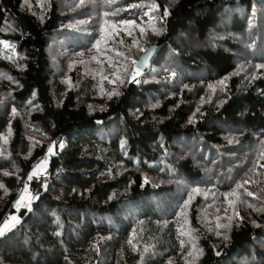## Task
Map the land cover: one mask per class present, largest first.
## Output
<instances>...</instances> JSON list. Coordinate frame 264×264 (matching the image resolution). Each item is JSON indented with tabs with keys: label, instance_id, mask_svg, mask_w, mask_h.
Wrapping results in <instances>:
<instances>
[{
	"label": "trees",
	"instance_id": "obj_1",
	"mask_svg": "<svg viewBox=\"0 0 264 264\" xmlns=\"http://www.w3.org/2000/svg\"><path fill=\"white\" fill-rule=\"evenodd\" d=\"M261 66L264 0H0V264H264Z\"/></svg>",
	"mask_w": 264,
	"mask_h": 264
},
{
	"label": "snow or ice",
	"instance_id": "obj_2",
	"mask_svg": "<svg viewBox=\"0 0 264 264\" xmlns=\"http://www.w3.org/2000/svg\"><path fill=\"white\" fill-rule=\"evenodd\" d=\"M133 7H139V5H133ZM164 16H167L168 15V11L167 9L164 10V13H163ZM125 23H129V22H125ZM143 31V29L141 30ZM156 34L158 35L159 32L157 31ZM97 44H99V41L97 42ZM6 47H14V46H10V45H7L5 44ZM145 51V55L147 56V50H143ZM132 63L135 65L136 64V61L133 60ZM261 67H264V66H261ZM140 75V71L138 68H135L133 70V73L131 74L130 76V82H134L136 81V78L137 76ZM173 76L175 75V73L172 74ZM123 82V81H121ZM187 87V85L185 86ZM197 111H199V109H197ZM13 112H15V109H13ZM192 121H190L191 123ZM60 147H63V145L61 144ZM54 149H55V142L53 143V145H50L48 147V153L49 154H54ZM44 164H45V161H41V163L39 165L36 166V168L34 169V171L29 175L28 179L31 180L33 178L34 175H37L38 174V171H41L43 170V167H44ZM262 167H264V165H262ZM145 183H148V179L145 177ZM247 183V181L245 182ZM238 187H242V185L238 186ZM25 192H27V189H25ZM248 195H253V193L249 192ZM25 199H28V204H24L23 201ZM31 202V198L30 197H26V196H21L20 197V200L17 201V204H16V207L19 208V207H28L29 204ZM10 219L12 221H15V222H18L17 218L15 216H12L10 217ZM14 224H9L8 222H5L3 226H0V235H3L5 233V231L9 230L11 227H13Z\"/></svg>",
	"mask_w": 264,
	"mask_h": 264
},
{
	"label": "rangeland",
	"instance_id": "obj_3",
	"mask_svg": "<svg viewBox=\"0 0 264 264\" xmlns=\"http://www.w3.org/2000/svg\"><path fill=\"white\" fill-rule=\"evenodd\" d=\"M138 69H140V68L138 67ZM42 161H45L43 170L38 171V174L37 175H34V176H36V179L38 180V185L35 188V190L33 191V196H31V200L34 199V198H36V196L39 193V191H41L45 187V182L44 181L47 180V178L49 177V164H48V161L47 160H42ZM30 194H31L30 193V190H29V188H27V192H24V196L29 197ZM27 202H28V199H25L23 201V203H27ZM7 222L9 224H12L14 221H12L9 218Z\"/></svg>",
	"mask_w": 264,
	"mask_h": 264
},
{
	"label": "water",
	"instance_id": "obj_4",
	"mask_svg": "<svg viewBox=\"0 0 264 264\" xmlns=\"http://www.w3.org/2000/svg\"><path fill=\"white\" fill-rule=\"evenodd\" d=\"M168 38V35L165 34L164 36H162L159 40H157L154 44H152L148 50H147V56L145 55V52L141 55L137 66L142 69L145 70L149 64L150 59L152 58V56L155 53L156 48L158 47L159 44H161L162 42H164L166 39Z\"/></svg>",
	"mask_w": 264,
	"mask_h": 264
}]
</instances>
